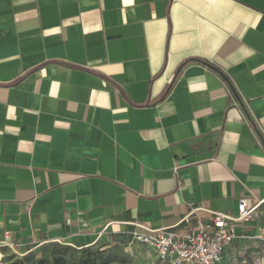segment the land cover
Instances as JSON below:
<instances>
[{"label": "crops", "instance_id": "crops-1", "mask_svg": "<svg viewBox=\"0 0 264 264\" xmlns=\"http://www.w3.org/2000/svg\"><path fill=\"white\" fill-rule=\"evenodd\" d=\"M241 198L218 264L261 243L264 0H0V251L193 228Z\"/></svg>", "mask_w": 264, "mask_h": 264}, {"label": "built area", "instance_id": "built-area-1", "mask_svg": "<svg viewBox=\"0 0 264 264\" xmlns=\"http://www.w3.org/2000/svg\"><path fill=\"white\" fill-rule=\"evenodd\" d=\"M252 217L253 209L241 198L236 215L211 211L209 219H197L193 228L144 227L140 231L137 227L143 225L134 221L127 231L126 243L128 247L139 243L151 249L157 259L167 264H217L236 237L235 226ZM260 237L264 239V230Z\"/></svg>", "mask_w": 264, "mask_h": 264}, {"label": "rangeland", "instance_id": "rangeland-1", "mask_svg": "<svg viewBox=\"0 0 264 264\" xmlns=\"http://www.w3.org/2000/svg\"><path fill=\"white\" fill-rule=\"evenodd\" d=\"M256 219L260 222L261 227L255 235L260 237L264 227V210L258 213ZM260 239L261 243L256 246L259 251L254 253L253 249L245 244L243 252L234 255L232 264H264V262L262 263L263 256H257V253H261L264 249V239L261 237ZM126 240L121 239L83 247L53 242L24 255L11 250H4L0 251V264H37L38 262L44 264H81L84 261L95 264H167L157 259L151 249L139 243H133L128 247Z\"/></svg>", "mask_w": 264, "mask_h": 264}, {"label": "trees", "instance_id": "trees-1", "mask_svg": "<svg viewBox=\"0 0 264 264\" xmlns=\"http://www.w3.org/2000/svg\"><path fill=\"white\" fill-rule=\"evenodd\" d=\"M37 264H44L43 262H38ZM81 264H95L94 262H87V261H84L82 262Z\"/></svg>", "mask_w": 264, "mask_h": 264}, {"label": "bare ground", "instance_id": "bare-ground-1", "mask_svg": "<svg viewBox=\"0 0 264 264\" xmlns=\"http://www.w3.org/2000/svg\"><path fill=\"white\" fill-rule=\"evenodd\" d=\"M0 257H1V255H0Z\"/></svg>", "mask_w": 264, "mask_h": 264}]
</instances>
